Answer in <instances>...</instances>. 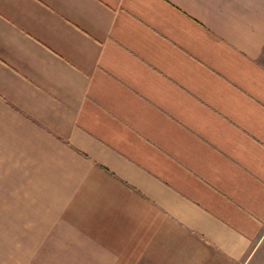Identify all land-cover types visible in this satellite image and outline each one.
<instances>
[{
  "label": "crops",
  "instance_id": "obj_1",
  "mask_svg": "<svg viewBox=\"0 0 264 264\" xmlns=\"http://www.w3.org/2000/svg\"><path fill=\"white\" fill-rule=\"evenodd\" d=\"M264 0H0V264H262Z\"/></svg>",
  "mask_w": 264,
  "mask_h": 264
},
{
  "label": "rangeland",
  "instance_id": "obj_2",
  "mask_svg": "<svg viewBox=\"0 0 264 264\" xmlns=\"http://www.w3.org/2000/svg\"><path fill=\"white\" fill-rule=\"evenodd\" d=\"M262 58H263V61H264V56H263ZM262 264H264V257H263V262H262Z\"/></svg>",
  "mask_w": 264,
  "mask_h": 264
}]
</instances>
